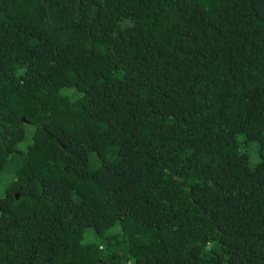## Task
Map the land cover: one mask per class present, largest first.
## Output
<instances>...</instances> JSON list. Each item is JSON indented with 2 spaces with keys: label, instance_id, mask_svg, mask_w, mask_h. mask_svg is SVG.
<instances>
[{
  "label": "trees",
  "instance_id": "1",
  "mask_svg": "<svg viewBox=\"0 0 264 264\" xmlns=\"http://www.w3.org/2000/svg\"><path fill=\"white\" fill-rule=\"evenodd\" d=\"M9 165L0 264H264V0H0Z\"/></svg>",
  "mask_w": 264,
  "mask_h": 264
},
{
  "label": "rangeland",
  "instance_id": "2",
  "mask_svg": "<svg viewBox=\"0 0 264 264\" xmlns=\"http://www.w3.org/2000/svg\"><path fill=\"white\" fill-rule=\"evenodd\" d=\"M29 136L30 135L27 133V139L20 144L21 148H25L27 146ZM244 150L248 153L249 156V167L254 168L259 161L258 143L249 142L247 143V146L245 145ZM13 178L14 167L9 165L7 171L0 177V196H3L5 194L6 187L9 185Z\"/></svg>",
  "mask_w": 264,
  "mask_h": 264
}]
</instances>
